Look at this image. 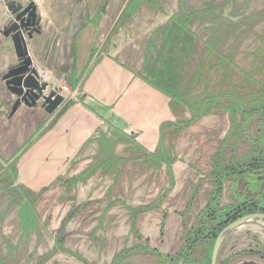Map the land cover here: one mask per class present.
<instances>
[{
    "label": "crops",
    "instance_id": "obj_1",
    "mask_svg": "<svg viewBox=\"0 0 264 264\" xmlns=\"http://www.w3.org/2000/svg\"><path fill=\"white\" fill-rule=\"evenodd\" d=\"M34 1L42 16V29L32 38H26L33 66L48 81L49 90L66 85L72 99H68L52 114L45 110L42 101L36 106L23 103L12 114L16 95L9 90L3 76L18 64L19 59L13 40L3 34L10 11L0 6V160L5 169L16 170L14 186L22 185L42 195L50 187L67 194L65 188L59 186L58 178L75 177L92 163L100 149L97 139L101 134L116 138L118 132L136 133L137 141H142L150 150L155 149L160 123L173 119L169 109L171 97L167 92L176 90L183 74L175 78L176 82L174 80L171 87L167 86L168 80L164 78L165 85H159L150 78L149 63L155 57L158 44L167 40L172 31L188 34L171 20L177 13V5L175 11L170 13L160 0H139L132 9H129L131 0ZM146 22H150L151 28L148 29L150 34L145 46L138 50L140 61L135 60L133 64L123 62L118 55L127 56L131 50L124 46L137 40L141 42V36H136L138 32H132L131 28L146 25ZM151 41L153 43L148 47ZM175 44L178 50L179 43L176 41ZM208 116L179 137L178 140L187 144L183 148H176L181 152L171 166L174 187L158 209L140 215L137 229L142 235L141 240L130 231L127 210L120 216L112 215V209L118 208V201L108 196L119 185V182L114 183V176L105 175L99 170L68 193L75 200H67L71 207L66 214L72 208L86 206L90 202L105 205L99 214H94L100 222L93 229L107 224L111 232L108 233L107 247L97 246L96 255L102 256L100 264H111L123 249L145 245L146 241L151 248H157L166 255L179 249L180 240L186 232L184 225L188 229L192 227L198 213L208 204L213 189V180L209 176L213 169L211 158L220 144L213 148L208 146L209 143L198 145L194 141L195 145H192L189 139L191 135L195 136L194 132L204 131L210 133V144H216L213 142L219 135L216 128L213 133L211 129L203 130ZM230 128L231 123L220 133V142ZM123 148L124 144L121 143L116 150L120 152ZM208 154L210 156L206 157ZM158 175L163 178L162 187H169L165 165L153 176ZM101 191L102 196L106 195L107 198L95 201V195ZM221 198L223 207L250 201L264 210V174L261 177L254 174L224 180ZM153 199H138L135 205L124 202L135 207L148 204ZM66 214L55 223L56 232ZM77 216L67 226L79 219ZM56 236L57 233L53 246ZM66 240L67 237L65 248ZM78 243L79 254L86 259V253L82 255L81 242ZM218 258L217 264H264V222H248L231 232ZM155 259L137 252L122 264H164ZM86 261L90 263L91 260Z\"/></svg>",
    "mask_w": 264,
    "mask_h": 264
},
{
    "label": "trees",
    "instance_id": "obj_2",
    "mask_svg": "<svg viewBox=\"0 0 264 264\" xmlns=\"http://www.w3.org/2000/svg\"><path fill=\"white\" fill-rule=\"evenodd\" d=\"M207 4L202 10L188 11L179 1V11L171 19L193 39L191 47L193 50L187 64L189 66L183 73L176 90L167 92L171 97L169 108L172 113L177 114L181 110L184 117L177 120L168 119L160 123L159 135L155 139L157 142L153 150L147 148L142 141H137L136 133L118 132L116 138L101 134L97 139L100 149L92 163L75 177L58 178L59 186L65 188L68 194L73 192L80 182H86L99 170L105 175L114 176V183H117L126 173L124 169L127 165L131 166L133 173L150 174V177L155 171H161L165 165L169 187L153 201L135 207L122 201L123 207L130 216V231L135 238L141 240L142 235L137 229L140 215L158 209L174 187L171 166L179 158L174 155L178 138L213 112L225 110L229 113L231 128L211 158L213 169L209 176L213 180V189L209 195L210 200L198 213L191 228L188 229L184 225L186 232L180 240L179 249L173 254L166 255L157 248H151L146 241L145 245L139 244L133 248L123 249L112 259L111 264H122L125 259L137 252L153 256L164 264H210L214 241L227 224L242 215L264 213L256 203L250 201H244L236 206L221 205L224 180L254 174L261 177L264 174V33L260 34L254 30L258 23L264 21V9L261 12L248 14L247 0H224L218 5L214 2ZM196 21L208 23L204 30L205 37L193 31L191 25ZM158 33L159 31L156 34ZM252 35L259 43L255 50L246 54L248 58L251 57V69L245 73L242 81L235 82L232 78L235 57L241 49V44ZM152 43L149 42L148 47ZM203 84L204 89L195 93ZM185 110L189 111L190 116L186 115ZM255 120L258 135L252 137L248 131ZM242 142L248 145L247 151H239ZM121 143L124 144V148L117 152L116 149ZM6 171L10 176L5 181L8 180V185L13 186L16 170L11 171V168H6ZM14 189L15 197L17 198L18 195L21 197L17 204L20 206L23 232H27L32 227L37 230L38 228L34 226L38 217L36 203L42 193H35L22 185H17ZM64 199L75 200L74 197L69 196ZM83 206L78 205L66 214L56 232L53 249L55 252L69 253L84 264H90L79 253L75 254L64 247L67 223Z\"/></svg>",
    "mask_w": 264,
    "mask_h": 264
},
{
    "label": "rangeland",
    "instance_id": "obj_3",
    "mask_svg": "<svg viewBox=\"0 0 264 264\" xmlns=\"http://www.w3.org/2000/svg\"><path fill=\"white\" fill-rule=\"evenodd\" d=\"M121 1V0H120ZM139 0H131L129 9H132L133 6L138 3ZM153 1V0H152ZM159 2V0H155ZM162 3H165L168 11L174 12L175 6L177 5V11H179L180 6L178 2L184 4L186 10H202L207 6L208 2H214L219 4L220 1L224 0H160ZM247 13L262 11L264 9V0H247ZM128 9V10H129ZM142 15V12L140 13ZM149 18V17H147ZM145 24V22H144ZM208 23H200L196 21L195 24H192L191 27L195 33L205 37L204 30L207 27ZM150 22H146V25L132 27L131 31H137V35L141 36V42L134 41L130 45H125L124 48H131L130 53H127V56L124 54H119V59L123 62L133 64V61H140L139 48L145 46V41L149 37L150 32ZM157 29V27H155ZM154 29V30H155ZM254 30L260 34L264 33V21L258 23ZM147 31V32H146ZM134 35V33H131ZM131 37H134L132 36ZM135 39V38H134ZM176 41L179 43V49H175ZM188 43V45H186ZM259 42L255 41L254 35L246 39L241 44V49L238 52V55L234 60L233 75L235 82L242 81L245 77V73L249 72L251 69V57H247V53L253 51L257 48ZM174 45V46H173ZM192 45V38L189 35H184L181 31H172L170 37L164 42L161 41L158 44L156 49L155 57L151 59L150 66V78L154 81H157L159 85H165V80L168 87H171L176 82L175 78L179 76L180 73H184L185 68L190 61V49ZM183 48H186L185 51ZM143 53V52H142ZM181 74V75H182ZM172 75V77H171ZM148 76V74H147ZM171 77V78H170ZM163 78L165 80H163ZM173 79V80H172ZM170 80V81H169ZM175 80V82H174ZM174 82V83H173ZM170 84V85H169ZM204 84L200 86L195 93H199L204 89ZM182 108V107H181ZM180 108V109H181ZM170 109V108H169ZM179 109V110H180ZM172 111V110H171ZM186 115L190 116L188 110ZM173 120L178 118H183L182 111L180 110L177 114L172 113ZM209 119L205 122L206 128L203 130L211 129L210 131L215 132L213 129L216 128L217 133L223 132L224 129H227L229 123V113L225 110L216 111L209 114ZM195 126V125H193ZM193 127L189 128L191 130ZM200 129V128H199ZM186 130V131H188ZM197 131V130H196ZM209 131V130H208ZM258 126L256 120L254 121L252 127L249 129L248 133L252 137L258 135ZM195 136L191 135L189 138L192 142V145H195L194 141L198 142V145L201 143L208 144V146H218L220 144V136L217 134L216 139L210 144L208 140L210 138V133L208 132H194ZM257 134V135H256ZM193 136V137H192ZM187 138V136H186ZM179 139V138H178ZM187 143L183 140L176 141L175 144V154L179 156L181 150L176 148H183ZM248 145L246 143H241L239 151H247ZM183 150V149H182ZM210 155L208 154L209 157ZM126 172L123 174L119 180V185L113 191H110L109 198L115 199L118 201V208L112 209L113 214L120 216L123 211H126L123 208L121 200L126 201L129 204L135 205L139 200L144 201L146 199L156 198L165 187H162V176H152L140 175V173H133L131 166L127 165L124 169ZM135 171V170H134ZM10 175L5 169L3 162L0 160V264H84L78 258L72 256L69 253L55 252L53 247V239L55 237L56 229L54 225L56 222L61 220L62 215H65L66 212L70 209L71 203L67 201L68 199H62V197L67 198L68 194H64L61 189L57 188H48V190L43 194L37 201L36 212L38 214L37 222L34 226L38 229L35 230L33 227L27 232H23L22 220L20 219V206L17 204L19 201L20 195L16 198L15 186H9L7 181H5ZM164 179L166 176H163ZM130 187V188H128ZM95 201H101L107 196H102V191L95 195ZM100 198H98V197ZM104 204L102 202L88 203L83 208L79 209L76 216L79 219L74 220L71 224H68L67 231V240L66 245L69 250L73 253H79L78 242H81V248L85 255L86 260L90 259L91 264H100L102 261L101 257H97L96 250L98 245L107 247L108 244V233L109 226H102V228L97 227L93 229L94 226L99 224V217L94 214H99L104 209ZM123 218V216H122ZM107 220V219H106ZM121 220V217H120ZM106 227V230H104ZM91 242V243H89ZM49 251V252H47ZM84 257V256H83ZM85 258V257H84ZM159 260V259H155ZM100 261V262H99ZM160 261V260H159ZM102 263V262H101ZM161 263V262H160ZM104 264V263H103Z\"/></svg>",
    "mask_w": 264,
    "mask_h": 264
},
{
    "label": "water",
    "instance_id": "obj_4",
    "mask_svg": "<svg viewBox=\"0 0 264 264\" xmlns=\"http://www.w3.org/2000/svg\"><path fill=\"white\" fill-rule=\"evenodd\" d=\"M0 6L10 11V17L5 24L3 34L13 40L19 59L18 64L11 67L3 76L9 90L16 95L12 114L23 103L36 106L40 101H42L45 110L52 114L65 102L64 96L54 88L49 90L50 84L42 78L39 70L33 66L26 40V38H32L34 33H40L42 29V16L37 5L34 0H0ZM255 220L264 222V213L255 212L254 214L242 215L227 224L214 241L210 264L218 263L219 252L226 237L231 232L240 228L241 225Z\"/></svg>",
    "mask_w": 264,
    "mask_h": 264
},
{
    "label": "built area",
    "instance_id": "obj_5",
    "mask_svg": "<svg viewBox=\"0 0 264 264\" xmlns=\"http://www.w3.org/2000/svg\"><path fill=\"white\" fill-rule=\"evenodd\" d=\"M56 91L58 90L59 93H61L63 96H64V99H65V102L68 100V99H72V94L67 92L68 91V88L66 85H61L57 88H54ZM69 93V94H67Z\"/></svg>",
    "mask_w": 264,
    "mask_h": 264
}]
</instances>
